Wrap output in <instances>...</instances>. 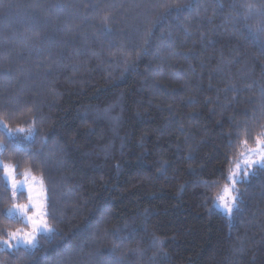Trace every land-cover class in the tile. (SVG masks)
Listing matches in <instances>:
<instances>
[{"label": "trees", "instance_id": "trees-1", "mask_svg": "<svg viewBox=\"0 0 264 264\" xmlns=\"http://www.w3.org/2000/svg\"><path fill=\"white\" fill-rule=\"evenodd\" d=\"M262 25L264 0H0L1 159L54 229L0 264H264V169L215 207L264 140ZM14 204L0 170V240Z\"/></svg>", "mask_w": 264, "mask_h": 264}, {"label": "snow or ice", "instance_id": "snow-or-ice-1", "mask_svg": "<svg viewBox=\"0 0 264 264\" xmlns=\"http://www.w3.org/2000/svg\"><path fill=\"white\" fill-rule=\"evenodd\" d=\"M190 7L189 5H183V6H176V10L180 11L181 8H187ZM244 7L247 9L249 13H251L254 9L257 11H260V9L257 8L255 4L247 3L244 5ZM255 33H264V25L258 26L255 30ZM5 128H7V125H3ZM17 132H23V129H17ZM9 135L13 138V140H16L15 134L9 130ZM245 145L247 144V141L243 142ZM256 143L258 147L256 149H249L250 152L256 153L258 155V159L254 161L245 160L244 168H243V176L239 175V172H233V170L229 171V175L227 176V180L230 182L231 187L225 185L223 190V195H220L217 197L218 202H220L225 210L226 213H231L234 207H238L236 204L237 197L233 195V191L236 190V184L238 182H242L245 177L249 175L248 168L252 167L253 165L264 169V147H261V145H264V140H262L260 137H257ZM236 168L239 170L241 169V165L237 164ZM0 170H3L5 172V181H6V187L11 184V190L13 195L15 196L17 191L23 192L24 186L27 184V179H25L24 182L20 184L14 183V169L9 170L8 165L0 164ZM27 173H25V176L27 177ZM238 191V190H236ZM32 197L29 195V200L31 201ZM32 208L35 210L37 208V205L35 204H25V205H14L12 208H9L7 210V215L9 217H15L18 219H22L27 223H30L32 226V231L28 233H22L21 230L17 231H8L6 232V235L8 236L7 240H0V250L3 248H16L19 249L23 247L25 250L34 249L38 246V240L37 235L44 234L45 232H51L54 231V229L51 228V226L44 221L43 216L46 215L43 212L34 211L33 216L28 215L29 208Z\"/></svg>", "mask_w": 264, "mask_h": 264}, {"label": "rangeland", "instance_id": "rangeland-1", "mask_svg": "<svg viewBox=\"0 0 264 264\" xmlns=\"http://www.w3.org/2000/svg\"><path fill=\"white\" fill-rule=\"evenodd\" d=\"M261 147H264V145H261ZM2 151H3V148L0 146V164H4L2 162V159H1V153H2ZM246 159L249 160V161H254V160L258 159V155L256 153L247 151L243 155V157L241 158V160L237 163V164H240L241 165V169L238 170L236 168V166H235L234 169H233V172H237L238 171L239 172V175L242 176L243 175V168H244V163L243 162ZM4 165H6V164H4ZM255 167L256 166L253 165L252 167L248 168V172H250V170H252ZM8 168H9V170H12V169L15 170V168L13 166H10V165H8ZM27 174H28L27 177L24 174L21 178H19L18 175H17V173H16V170L14 171V174H13L14 175V183L20 184V183L24 182L25 179H27V184L24 186V191L23 192L17 191L16 194H15V196L13 195L14 202H15L14 205H25V204H35V205H37V208L35 210H33L31 207L29 208L28 215L29 216H33L34 215V211L43 212V213L46 214V215L43 216V219H44V221H46L48 223V219H47L48 195H47L46 188H45V186L43 184L42 179L34 176L30 172H27ZM228 186L231 187L230 182H229V185ZM9 187L11 188V184H9ZM234 192H236V190L233 191V193H232L233 195L235 194ZM29 195H31V197H32L31 201L29 200ZM22 197H26L27 199L26 200H23V201H20V198H22ZM215 207L218 210L222 211L223 213L229 214V213H226L225 212L222 204L220 202H218V200L215 202ZM235 208L236 207H234L233 210ZM233 210H232V212H233ZM22 222L24 224V227L22 229H20L21 232L22 233L31 232L32 231L31 224L25 222L24 220H22ZM51 232H45L44 234L37 235V240H38V238L40 236L48 235ZM21 248H23V247H21ZM6 249H8V250H15L16 248H6Z\"/></svg>", "mask_w": 264, "mask_h": 264}]
</instances>
